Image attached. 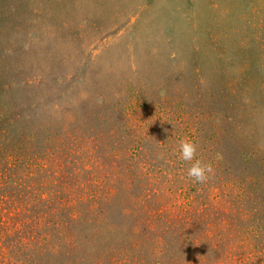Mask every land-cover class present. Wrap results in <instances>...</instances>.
<instances>
[{
    "label": "rangeland",
    "instance_id": "obj_1",
    "mask_svg": "<svg viewBox=\"0 0 264 264\" xmlns=\"http://www.w3.org/2000/svg\"><path fill=\"white\" fill-rule=\"evenodd\" d=\"M0 264H264V0H0Z\"/></svg>",
    "mask_w": 264,
    "mask_h": 264
},
{
    "label": "clouds",
    "instance_id": "obj_2",
    "mask_svg": "<svg viewBox=\"0 0 264 264\" xmlns=\"http://www.w3.org/2000/svg\"><path fill=\"white\" fill-rule=\"evenodd\" d=\"M178 153L183 162L190 163V167L187 168V176L194 183H207L214 175L212 164L198 158V145L191 138L185 137L179 141Z\"/></svg>",
    "mask_w": 264,
    "mask_h": 264
}]
</instances>
